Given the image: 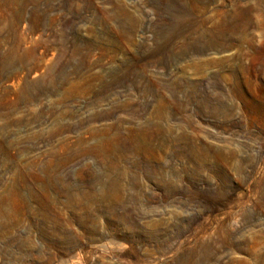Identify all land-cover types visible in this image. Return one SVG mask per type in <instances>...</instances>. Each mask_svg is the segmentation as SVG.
Masks as SVG:
<instances>
[{
	"label": "rangeland",
	"instance_id": "obj_1",
	"mask_svg": "<svg viewBox=\"0 0 264 264\" xmlns=\"http://www.w3.org/2000/svg\"><path fill=\"white\" fill-rule=\"evenodd\" d=\"M0 264H264V0H0Z\"/></svg>",
	"mask_w": 264,
	"mask_h": 264
},
{
	"label": "bare ground",
	"instance_id": "obj_2",
	"mask_svg": "<svg viewBox=\"0 0 264 264\" xmlns=\"http://www.w3.org/2000/svg\"><path fill=\"white\" fill-rule=\"evenodd\" d=\"M220 31H221V30H220ZM222 32H223L224 34H226V33H227V32H224L223 30H222ZM219 33H220V32H219ZM220 34H221V33H220ZM222 35H223V34H222ZM222 35H221V36H222ZM218 36H220V35H218ZM223 37H224V36H223ZM225 37H226V36H225Z\"/></svg>",
	"mask_w": 264,
	"mask_h": 264
}]
</instances>
